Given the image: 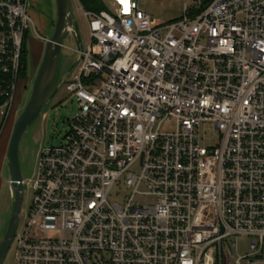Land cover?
Here are the masks:
<instances>
[{
    "label": "built area",
    "instance_id": "built-area-1",
    "mask_svg": "<svg viewBox=\"0 0 264 264\" xmlns=\"http://www.w3.org/2000/svg\"><path fill=\"white\" fill-rule=\"evenodd\" d=\"M110 4L83 10L90 43L61 82L79 112L23 180L16 264H264V0H184L164 25L138 0ZM30 8L0 0L1 123L29 31L43 39Z\"/></svg>",
    "mask_w": 264,
    "mask_h": 264
},
{
    "label": "rangeland",
    "instance_id": "rangeland-1",
    "mask_svg": "<svg viewBox=\"0 0 264 264\" xmlns=\"http://www.w3.org/2000/svg\"><path fill=\"white\" fill-rule=\"evenodd\" d=\"M42 4L37 6L34 0H30L31 8L29 14L36 26V32L39 35H49L51 34L50 28L55 27L56 22V2L55 0H41ZM106 6H111L110 0H101ZM142 10L149 12L157 21L158 25H164L166 23L177 21L178 19L184 16V0H138ZM207 1V0H206ZM71 3V12L76 17V22L74 24V30L77 31V34L80 36V41L77 38L76 34L70 35L64 42V48L62 50L59 67L56 75V80L52 86V91L57 89L58 94L46 104L45 109L40 117H38L28 131L23 135L19 147L20 153V163L23 171V180L27 182L33 176V173L37 169V164L40 156V151L43 148L51 146H59L66 141V134L69 130L68 119L72 118L79 112V106L75 99L69 97V93L66 92L65 86L61 85V82L64 78H68V72L71 68L77 63V50L81 48L80 44L84 47H87L90 43V31L88 28V22L86 17L83 14L84 6L79 0H69ZM196 2L190 1L188 8L190 12L196 8ZM83 8V9H82ZM41 15L46 17L48 21L43 23H38L35 16ZM41 22V21H39ZM52 31V32H53ZM54 33V32H53ZM52 33V35H53ZM29 35L36 37V33L31 29ZM27 48L31 50V44L29 42ZM43 59V58H42ZM29 66L27 67L26 73H31L30 76H26L23 80V83L26 82L29 84L23 101H17L15 109L12 111L10 117L5 122H0V130L5 131V138L7 140L6 148L3 150L4 157L2 161L1 168L3 169L2 180L3 187L0 190V242L4 237V234L7 230V225L12 215V208L14 205V198L12 196L11 187H10V173L7 168V148L9 146L10 137L13 132L16 118L22 113L25 105L30 99L31 90L33 82L35 80L36 73L42 64L41 61H38V64H34L32 68L31 58H29ZM67 76V77H65ZM20 102V103H19ZM206 131V146L215 144L218 139V134L215 130ZM204 131L202 132L203 134ZM127 190H125L123 185L117 186L114 191H112L113 197L111 201L120 202L125 198ZM25 204L23 207V215L19 223V231L23 230V226L26 221L27 211L32 203V194L30 191H25ZM141 204L153 205L154 199L148 197H140L138 201ZM248 246V239L246 237L241 238L239 242V254L244 256ZM15 252L16 244L12 246L4 264H16L15 261ZM234 264V263H232Z\"/></svg>",
    "mask_w": 264,
    "mask_h": 264
},
{
    "label": "water",
    "instance_id": "water-1",
    "mask_svg": "<svg viewBox=\"0 0 264 264\" xmlns=\"http://www.w3.org/2000/svg\"><path fill=\"white\" fill-rule=\"evenodd\" d=\"M56 2V22L54 33L45 44V52L36 78L33 82L31 96L24 107L22 113L16 118L11 139L7 149V168L10 173V187L14 198L12 215L7 225L6 233L0 242V264H4L8 255L18 226L23 215L25 204V186L23 183V171L20 163L19 147L23 135L28 131L33 122L42 115L47 103L57 94L59 87L52 91V86L56 80L59 67V59L63 50L65 40L74 32L76 17L71 12L69 0H55ZM81 49L82 45L80 44ZM75 65L68 72L67 76L75 69ZM65 76V77H67ZM65 79V78H64Z\"/></svg>",
    "mask_w": 264,
    "mask_h": 264
},
{
    "label": "crops",
    "instance_id": "crops-1",
    "mask_svg": "<svg viewBox=\"0 0 264 264\" xmlns=\"http://www.w3.org/2000/svg\"><path fill=\"white\" fill-rule=\"evenodd\" d=\"M34 2L37 4V6L38 5L40 6L42 4L41 0H34ZM139 5H140V3H139ZM35 17L37 18L38 23H43V21L44 22L48 21V19H46V17H44V16L42 17L41 15H37ZM39 21H41V22H39ZM48 24H49V21H48ZM52 31H53V28H50L51 34H49V35L46 34L44 36H41L44 40L40 39L38 37H32V36L29 37L27 46H28V44L30 42L32 49L29 50V48H28L29 57H28L27 63L29 62V58H31L32 68L34 67V64H38V61H42V58H43L44 52H45V48H46L45 44H46L47 40L52 37V33H53ZM28 66H29V63L27 65V67ZM31 73H32V71L30 73H27V76H30ZM28 85L29 84L27 82L24 84L23 80H20L19 87H18V90H17V93H18L17 101L18 100L20 102L23 101V98H24V95H25V91L27 90ZM5 135H6L5 131H1L0 130V190L3 187V183H2L3 182V180H2L3 169L1 168V165H2V161H3L2 159L4 157L3 150H5L6 143H7Z\"/></svg>",
    "mask_w": 264,
    "mask_h": 264
},
{
    "label": "trees",
    "instance_id": "trees-1",
    "mask_svg": "<svg viewBox=\"0 0 264 264\" xmlns=\"http://www.w3.org/2000/svg\"><path fill=\"white\" fill-rule=\"evenodd\" d=\"M79 1L84 6V9H86L87 12L91 11L93 13L98 14V13H101L103 10L107 9L106 5L101 0H79ZM23 48H24V51H23L22 60H21L22 69H21V72L19 73L20 80L25 79V77L27 76L26 70H27V65H28L27 61L29 57V51L27 48L26 41L24 43ZM10 80H11L10 76L7 74H4L0 69V105L4 103L6 99L4 91L8 87Z\"/></svg>",
    "mask_w": 264,
    "mask_h": 264
},
{
    "label": "bare ground",
    "instance_id": "bare-ground-1",
    "mask_svg": "<svg viewBox=\"0 0 264 264\" xmlns=\"http://www.w3.org/2000/svg\"><path fill=\"white\" fill-rule=\"evenodd\" d=\"M125 5H127L128 0H121Z\"/></svg>",
    "mask_w": 264,
    "mask_h": 264
}]
</instances>
